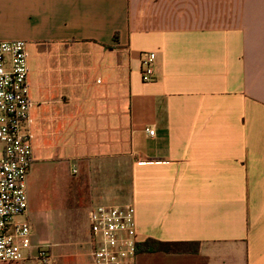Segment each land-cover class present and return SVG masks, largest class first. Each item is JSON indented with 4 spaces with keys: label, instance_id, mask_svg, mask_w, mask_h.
<instances>
[{
    "label": "crops",
    "instance_id": "crops-1",
    "mask_svg": "<svg viewBox=\"0 0 264 264\" xmlns=\"http://www.w3.org/2000/svg\"><path fill=\"white\" fill-rule=\"evenodd\" d=\"M15 40L32 167L85 201L89 234L93 208L133 205L136 264H264V0H0Z\"/></svg>",
    "mask_w": 264,
    "mask_h": 264
},
{
    "label": "built area",
    "instance_id": "built-area-1",
    "mask_svg": "<svg viewBox=\"0 0 264 264\" xmlns=\"http://www.w3.org/2000/svg\"><path fill=\"white\" fill-rule=\"evenodd\" d=\"M28 58L27 42L0 41V264H52L51 248L33 244V225L16 221L28 212L33 165ZM156 61V53L143 54V82L155 80ZM89 223L93 264H136L133 205L97 206L89 212Z\"/></svg>",
    "mask_w": 264,
    "mask_h": 264
},
{
    "label": "rangeland",
    "instance_id": "rangeland-1",
    "mask_svg": "<svg viewBox=\"0 0 264 264\" xmlns=\"http://www.w3.org/2000/svg\"><path fill=\"white\" fill-rule=\"evenodd\" d=\"M53 175V166L32 167L28 221L34 229L33 244L51 248L52 264H89L91 248L85 242L91 241V230L89 234L85 201L74 196L67 182H57ZM16 221L27 220L23 216Z\"/></svg>",
    "mask_w": 264,
    "mask_h": 264
},
{
    "label": "trees",
    "instance_id": "trees-1",
    "mask_svg": "<svg viewBox=\"0 0 264 264\" xmlns=\"http://www.w3.org/2000/svg\"><path fill=\"white\" fill-rule=\"evenodd\" d=\"M139 247H140V244L138 243L137 251L139 250ZM161 248H165L166 251H170V248H169V245L168 244H162L161 243Z\"/></svg>",
    "mask_w": 264,
    "mask_h": 264
}]
</instances>
